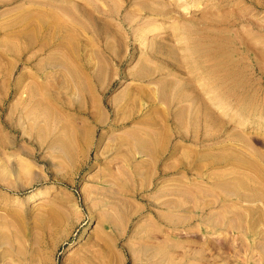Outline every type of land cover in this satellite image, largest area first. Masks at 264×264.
I'll list each match as a JSON object with an SVG mask.
<instances>
[{"label":"rangeland","instance_id":"374dc122","mask_svg":"<svg viewBox=\"0 0 264 264\" xmlns=\"http://www.w3.org/2000/svg\"><path fill=\"white\" fill-rule=\"evenodd\" d=\"M263 47L264 0H0V264H264Z\"/></svg>","mask_w":264,"mask_h":264},{"label":"bare ground","instance_id":"6f19581e","mask_svg":"<svg viewBox=\"0 0 264 264\" xmlns=\"http://www.w3.org/2000/svg\"><path fill=\"white\" fill-rule=\"evenodd\" d=\"M258 5V4H257ZM45 17V16H44ZM55 20V19H54ZM39 22V21H38ZM53 19L51 20H48V21H42V20H40V22L38 23L39 25L38 26H40V28H41V31L43 32L44 30H46L47 28H50L51 26H52V24H53ZM55 24V23H54ZM58 24H59V21H58ZM53 27V26H52ZM257 30H258V27H257ZM41 32V33H42ZM245 35V34H244ZM243 36V35H242ZM244 37V36H243ZM245 39V38H244ZM243 39V40H244ZM249 39V38H248ZM245 41V40H244ZM248 41H250V40H248ZM250 43V42H249ZM248 43V44H249ZM246 44H247V37H246ZM247 44V45H248ZM253 44V43H252ZM254 46V45H253ZM252 48H254V50L256 49L255 48V46L254 47H252ZM264 48V47H263ZM257 52H258V49H257ZM259 52H260V50H259ZM262 53V52H261ZM260 53V54H261ZM264 54V53H263ZM244 56V55H243ZM235 65V64H234ZM240 65V64H239ZM260 68H261V66H260ZM259 68V69H260ZM230 76V75H229ZM205 99H207V98H205ZM172 109L171 108H167L166 109V117H167V123H165L164 122V129H165V127H166V129L165 130H167V126H168V122H169V120H170V115H173L174 116V112H172L171 111ZM162 114H163V112H162ZM177 114L181 117V118H179L180 119V123H179V121H178V123L176 124L177 125V128L178 129H171V128H168V130L167 131H171V134H172V132H175V134L176 133H179L180 132V128H181V120H182V118H183V114L181 113V111L179 112V110L177 111ZM165 115V114H164ZM164 117V116H163ZM160 120V119H159ZM161 121V120H160ZM41 122V121H40ZM43 125V124H42ZM40 123H38V122H32V123H30L28 126H26V125H22V127L24 128L23 130H28V129H31V131L33 132H29V135H31V136H34V137H37V138H39L41 135H40V133H39V130L41 129V126H42ZM77 125V124H76ZM72 126V125H71ZM159 126V125H158ZM182 126H183V120H182ZM50 127H51V129H52V131L54 132L53 133V136H57V135H59V133H60V131L65 127V124H61V123H59V122H54V123H52L51 125H50ZM80 127H82V126H80ZM77 129L79 130L80 128L79 127H77ZM164 130V131H165ZM76 131V130H75ZM24 132V131H23ZM163 133V132H162ZM168 133H170V132H168ZM162 135V134H161ZM81 137V136H80ZM165 137V136H164ZM62 141V140H61ZM31 142V141H30ZM85 142V141H84ZM159 142V141H158ZM47 144V143H46ZM41 149V148H40ZM61 149V148H60ZM145 149V148H144ZM147 149V148H146ZM148 150V149H147ZM21 160V159H20ZM38 160H41V159H38ZM18 161V160H17ZM42 161V160H41ZM22 163V162H21ZM23 163H25V161H23ZM26 165V164H25ZM29 165H31V164H29ZM29 165H28V167H29ZM26 167H27V165H26ZM32 168H34L33 166H31V168L30 169H28L27 171H25V172H31L32 171ZM34 171V170H33ZM20 172V174H22L23 173V171H19ZM254 207V206H253ZM260 207V206H259ZM257 208V207H256ZM247 211V210H246ZM245 211V212H246ZM239 212V211H238ZM242 212V211H241ZM233 217H235V216H233ZM245 222V221H244ZM219 233H221V232H219ZM218 236V235H217ZM254 236V235H253ZM217 238V237H216ZM218 239H220V238H218ZM233 239H236V237L235 238H233ZM244 240H246V239H244ZM209 241H210V239H205V242H208L209 243ZM216 241H218V240H216ZM220 242H221V239H220ZM234 242H235V240H234ZM222 243V242H221ZM220 243V244H221ZM238 243V242H237ZM223 244V243H222ZM240 244V243H239ZM242 245H244V243L242 244ZM203 246V245H202ZM225 246V245H224ZM223 246V247H224ZM230 246H232V245H230ZM229 246V247H230ZM241 246V245H240ZM228 247V248H229ZM225 248H226V246H225ZM237 252V251H236Z\"/></svg>","mask_w":264,"mask_h":264}]
</instances>
